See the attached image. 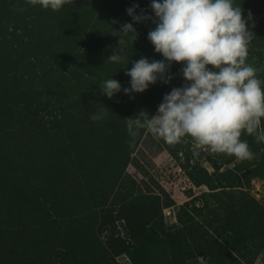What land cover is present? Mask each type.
I'll use <instances>...</instances> for the list:
<instances>
[{"label":"trees","instance_id":"1","mask_svg":"<svg viewBox=\"0 0 264 264\" xmlns=\"http://www.w3.org/2000/svg\"><path fill=\"white\" fill-rule=\"evenodd\" d=\"M133 4L153 15L151 0H68L58 11L0 0V264H255L264 253V205L251 194L264 182V143L254 136L240 137L252 160L154 136L201 190L191 187L182 204L128 173L148 132L131 137L124 119L153 115L172 89L157 82L134 98L100 94L111 77L130 86L131 62L105 59L117 46L114 29L133 23ZM235 4L246 20L251 14L256 36L246 63L264 68V0ZM133 27L128 59L162 60L147 39L151 21ZM257 78L264 89V71ZM103 106L105 118L91 121Z\"/></svg>","mask_w":264,"mask_h":264},{"label":"clouds","instance_id":"2","mask_svg":"<svg viewBox=\"0 0 264 264\" xmlns=\"http://www.w3.org/2000/svg\"><path fill=\"white\" fill-rule=\"evenodd\" d=\"M31 6L60 10L68 0H26ZM15 7V6H14ZM138 4L126 9L133 23L114 28L117 46L105 59L106 63L131 62L125 75L130 86L122 89L112 77L100 86V94L111 100L121 91L130 98L146 92L157 82L170 84L173 63L180 64L179 75L184 83L173 87L163 96L155 115L140 111L135 117L124 119L133 138L146 130L168 144L190 137L196 149L207 148L212 153H225L239 160H252L247 141H241L242 132L264 143V89L257 72L264 71L246 63L249 45L256 38L243 17V8L235 0H151V12L137 14ZM24 11V8H15ZM151 21L154 28L147 34L162 60L141 57L130 61L128 46L132 47L138 33L133 24ZM113 24L118 21H113ZM129 37H135L130 40ZM102 105V104H101ZM109 110L103 106L89 113L93 122L105 118Z\"/></svg>","mask_w":264,"mask_h":264},{"label":"rangeland","instance_id":"3","mask_svg":"<svg viewBox=\"0 0 264 264\" xmlns=\"http://www.w3.org/2000/svg\"><path fill=\"white\" fill-rule=\"evenodd\" d=\"M181 67L180 65L171 81L172 88L181 87L184 83L183 77L179 75ZM156 112L157 109L153 115H155ZM132 156H135L137 165L134 167L129 166L128 173L134 178L139 181L143 180L150 183L152 179L158 183L177 204H182L188 200V190L192 187L191 183L152 134L149 132L147 133L145 138L140 141L137 151L134 152ZM151 186L153 187L152 184ZM192 190L195 195L200 194L201 191L193 187ZM251 194L264 205V182L254 181ZM164 213L168 217L173 216L171 209L164 210ZM118 228L120 229V227ZM120 262L122 264H130L125 258H122ZM188 264H204V260L199 258L191 260ZM255 264H264V253L258 257Z\"/></svg>","mask_w":264,"mask_h":264}]
</instances>
